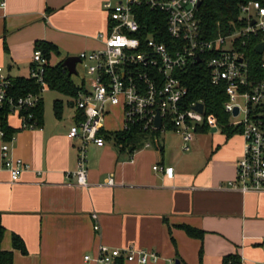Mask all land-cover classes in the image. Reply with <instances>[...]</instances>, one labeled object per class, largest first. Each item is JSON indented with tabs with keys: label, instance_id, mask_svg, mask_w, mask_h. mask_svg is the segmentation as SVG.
<instances>
[{
	"label": "crops",
	"instance_id": "crops-1",
	"mask_svg": "<svg viewBox=\"0 0 264 264\" xmlns=\"http://www.w3.org/2000/svg\"><path fill=\"white\" fill-rule=\"evenodd\" d=\"M4 2L0 69L8 78H31L39 43L58 48L51 66L101 49L99 35L109 30L104 5L120 0ZM74 83L83 89L88 78ZM77 97H68L72 112L67 119L63 101L56 100L64 105L61 119L54 104V118L47 117L44 101V122L36 129H23L20 115L9 114L8 125L17 132L10 141L0 136L1 249L14 254L13 264H85V256L96 257L102 245L160 255L149 264H224L228 256L240 264H264V191L242 193L229 187L245 153L242 134L228 136L210 126L184 151L181 136L167 129L142 133L123 147L113 134L124 132V107H110L102 129L105 146H89L88 186L81 187L74 175L81 142L68 137L79 120ZM5 143L10 156L29 167L16 183L5 167ZM156 166L173 168L174 177ZM185 227L201 231L202 238L190 237ZM15 236L25 254L14 247ZM121 262L139 264L124 259L117 264Z\"/></svg>",
	"mask_w": 264,
	"mask_h": 264
},
{
	"label": "built area",
	"instance_id": "built-area-1",
	"mask_svg": "<svg viewBox=\"0 0 264 264\" xmlns=\"http://www.w3.org/2000/svg\"><path fill=\"white\" fill-rule=\"evenodd\" d=\"M201 2L120 0L117 4L108 2L104 5L108 12L109 30L107 34L99 35L103 42L101 49L80 55L88 84L81 89L75 105L83 113V119L68 134L69 139L81 142L78 170L74 174L79 186H88L86 164L89 146H105L101 133L110 107L123 105L124 131L136 128L147 134L166 131L172 125L183 140V150H190V143L198 128L205 122V105L198 102L193 103L190 109H185L184 98L188 89L182 84L179 73L205 59L212 84L226 87L229 101L225 104V110L231 115L230 125L242 127L245 140L244 156L236 165V180L230 182L229 187L242 193L264 191V81L250 80L246 54L236 46L237 41L246 45L247 37L264 34V7L259 2L242 6L241 20L245 26L241 30L206 41L197 18ZM0 5L4 7L5 2ZM143 6L166 16L169 35L175 41L173 46L159 43L154 38L144 39L139 22V10ZM47 64L42 51L37 49L31 77L41 85V92L19 99L8 95L10 81L0 69V109L8 105L10 114H19L23 129L38 127L33 114L22 113L34 109L48 89L44 77ZM199 103L204 105L203 113L195 109ZM236 108L239 110L237 116L234 115ZM158 117L161 118L160 128L156 125ZM207 122L209 126L218 127L217 119L213 116L208 117ZM0 136L4 138L5 133L0 131ZM2 155L12 181L18 182L21 173L29 168L28 165L10 156L8 143L3 145ZM155 170L164 172L168 178L174 177L173 168L156 166ZM108 185L113 186L114 179L110 178ZM94 217L97 218L96 215ZM95 229L99 230V225ZM122 259L149 264L158 262L160 255L133 247L112 249L102 245L96 257L86 255L84 262L117 264ZM169 264L175 262L170 261Z\"/></svg>",
	"mask_w": 264,
	"mask_h": 264
},
{
	"label": "trees",
	"instance_id": "trees-1",
	"mask_svg": "<svg viewBox=\"0 0 264 264\" xmlns=\"http://www.w3.org/2000/svg\"><path fill=\"white\" fill-rule=\"evenodd\" d=\"M4 0H0V4ZM250 2H259L264 7V0H202L197 12L201 34L206 41H211L219 36H228L237 30H241L245 23L241 20L242 6ZM141 18L139 19L144 39L154 38L159 43L167 46H173L175 41L169 35L166 16L162 13L151 11L147 6H143L139 10ZM264 39V34L258 36H249L246 45L237 41L236 46L240 51L245 52L249 63V75L252 81H264V68L262 67L263 55L256 52L255 48ZM37 49L41 50L48 64L45 67V81L50 90L59 92L67 97L75 98L79 95L81 89L78 87L72 77L68 76L67 70L63 67V63L57 66H51L49 60L52 55H60L58 48L50 43H39ZM212 56V55H211ZM204 59V56H202ZM208 58L210 57L207 56ZM182 84L187 87L188 93L184 98L185 109H190L193 103L203 102L205 105V122L197 130V133H208L211 127L208 125L207 118L213 116L217 119L218 127H220L228 136L242 134V127H233L230 125L231 115L225 110V104L229 101L225 85L215 86L212 84L210 70L207 67L206 60L202 63L189 65L185 70L179 73ZM10 85L8 95L15 99L27 97L28 95H39L41 85L35 79L31 78H9ZM63 102L56 101L54 110L58 119L62 118ZM0 130L5 133V141H10L16 134V130L8 125V116L10 108L4 105L0 109ZM31 113L37 122L38 127L44 122V101L41 98L34 109L23 112L25 115ZM79 120L83 119V113L78 112ZM167 129H174L169 125ZM142 135L138 129L134 128L130 131L113 134L114 139L119 146L129 147L134 144L139 136ZM101 136H105L102 133ZM185 231L190 237L202 238L203 233L198 230L185 227ZM5 229L0 219V264H13L14 254L5 252L1 249ZM20 239L14 237V247L21 250L25 254L24 245L20 243ZM120 264H123L122 262ZM224 264H240L237 257L228 256L224 259Z\"/></svg>",
	"mask_w": 264,
	"mask_h": 264
},
{
	"label": "rangeland",
	"instance_id": "rangeland-1",
	"mask_svg": "<svg viewBox=\"0 0 264 264\" xmlns=\"http://www.w3.org/2000/svg\"><path fill=\"white\" fill-rule=\"evenodd\" d=\"M87 72L83 65L78 66V75L73 76V80L80 84L83 80L87 79ZM61 100L64 102V118L67 119L68 114L72 112V109L68 105L69 98L54 91L46 90L44 93V101H45V108L47 110V117L48 118H54V110H53V104L54 101ZM240 101V100H239Z\"/></svg>",
	"mask_w": 264,
	"mask_h": 264
},
{
	"label": "water",
	"instance_id": "water-1",
	"mask_svg": "<svg viewBox=\"0 0 264 264\" xmlns=\"http://www.w3.org/2000/svg\"><path fill=\"white\" fill-rule=\"evenodd\" d=\"M199 5H201V3H199ZM253 24H255V22H253ZM256 52L260 55H262L264 53V41L262 43H260L259 45L256 46L255 48ZM200 61V60H199ZM81 63V59L77 56L74 57H69L67 58L64 63H63V67L67 69L68 71V75L72 76V75H77V65ZM195 109L200 112L203 113L204 112V105L202 103H199ZM1 111V110H0ZM239 113L238 108L235 109L234 111V115L237 116ZM156 125L158 128L161 127V118L158 117ZM215 130H217L215 128ZM176 264H180L179 261L176 262Z\"/></svg>",
	"mask_w": 264,
	"mask_h": 264
}]
</instances>
